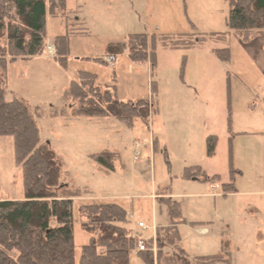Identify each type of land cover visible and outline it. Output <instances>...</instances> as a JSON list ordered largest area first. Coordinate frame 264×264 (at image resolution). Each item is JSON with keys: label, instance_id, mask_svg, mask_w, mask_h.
I'll list each match as a JSON object with an SVG mask.
<instances>
[{"label": "rangeland", "instance_id": "obj_1", "mask_svg": "<svg viewBox=\"0 0 264 264\" xmlns=\"http://www.w3.org/2000/svg\"><path fill=\"white\" fill-rule=\"evenodd\" d=\"M55 8L54 15L47 14L46 53L8 65L7 99L28 103L43 143L63 163L62 183L91 192L74 200L76 264L92 237L84 230L89 220L81 207L93 203L124 208L126 230L137 241L132 264H146L136 254L139 239L151 240L157 264V240L172 223L166 200L180 207V247L191 260L219 254L227 241L233 264H264V143L248 131L264 113L258 99L264 76L250 66L237 74L236 60L212 55V49L234 47L228 36L211 43L230 32L227 0H55ZM144 34L157 39L154 65L133 63L128 51L106 63L114 47ZM7 36L0 37L1 47ZM66 36L67 60L61 64L48 56L47 46L56 49L57 39ZM163 38L210 43L172 49L163 46ZM82 72L95 76L101 90L115 87L119 101H149L147 123L137 119L130 128L112 117L74 116L79 102L62 97ZM209 137L217 141L213 155ZM106 151L112 153L114 171L91 157ZM215 175L221 180L213 181ZM214 186L220 187L217 198ZM24 198L14 139L0 137V200ZM173 252L165 246V255Z\"/></svg>", "mask_w": 264, "mask_h": 264}, {"label": "trees", "instance_id": "obj_2", "mask_svg": "<svg viewBox=\"0 0 264 264\" xmlns=\"http://www.w3.org/2000/svg\"><path fill=\"white\" fill-rule=\"evenodd\" d=\"M49 2L52 3L50 6L47 0H0V37L5 33L8 35L6 46H0V137L14 139L16 163L21 167L25 190L22 201L0 200V264H76L74 200L91 194L87 188L62 183L63 163L51 146L43 143L38 122L28 103L18 98L7 99L8 65L46 53L47 14L54 15L56 11L55 0ZM227 2L228 29L241 42L248 43L256 32L264 31V0ZM67 41V36L56 41L55 60L61 64L67 60ZM161 42L165 48L172 49L188 50L196 46L186 40L163 38ZM156 47L155 36H131L127 43L114 47L109 55L116 57L128 51L133 63L154 65ZM215 54L223 62L230 61L229 49L216 50ZM96 81L95 76L82 72L79 80L72 81L65 91L63 102H79L74 116L112 117L130 128L137 119L147 123L149 101H119L115 87L101 90ZM216 142V137L208 138L210 155L215 151ZM92 159L104 169L115 170L111 152L93 155ZM200 172L197 168V173ZM211 179L221 180V177L215 175ZM162 203L168 206L172 223L157 240L160 248L157 264H233L227 241H222L219 254L191 260L180 247L178 226L184 221L179 205L172 200ZM81 212L89 220L84 224V230L92 237L81 248L78 264H132L137 241L126 230L128 212L116 204L99 203L83 205ZM167 245L174 249L171 255L164 254ZM136 254L146 264H155L152 252L138 251Z\"/></svg>", "mask_w": 264, "mask_h": 264}, {"label": "crops", "instance_id": "obj_3", "mask_svg": "<svg viewBox=\"0 0 264 264\" xmlns=\"http://www.w3.org/2000/svg\"><path fill=\"white\" fill-rule=\"evenodd\" d=\"M224 35L226 37L218 36L215 39V42L212 41L211 43L215 44V43H222L221 41L225 42L227 40V36L232 38L235 41L234 47H230L229 50H230V59H231L230 63L236 60L235 62L237 64V69H236L237 74H240V75L246 74V71L248 69L246 66H250V68H255L257 71H259L261 73V76H264V31L256 32L252 40L248 43L241 42L239 37L233 32H228V33H225ZM205 42H206V45L210 43L207 41ZM196 46L201 47V44L196 45ZM212 50H213L212 55L218 59V57L215 54L216 49H212ZM247 80L251 81L252 78L247 76ZM190 89H193V88L190 87ZM260 90H261V87H260ZM195 92L198 93L199 92L198 89H195ZM258 99L260 100V102L262 101L261 104L264 105L263 104L264 94H263L262 100L261 98H258ZM254 113L258 114L256 113V111ZM255 118H256L255 123L248 130L249 135L253 136L255 139H258L259 140L258 143H264V113L258 114V117L255 116ZM160 196L164 197L166 195L162 194V195H159V197Z\"/></svg>", "mask_w": 264, "mask_h": 264}, {"label": "built area", "instance_id": "obj_4", "mask_svg": "<svg viewBox=\"0 0 264 264\" xmlns=\"http://www.w3.org/2000/svg\"><path fill=\"white\" fill-rule=\"evenodd\" d=\"M47 54H48L49 57H55V56H56V49H55L53 46H51L50 44L47 46ZM115 59H116L115 56H110V57H108L107 62H108V63H114V62H115ZM137 149H140L139 146H138ZM137 156H138V157L140 156V151L137 152ZM219 189H220L219 186H214V187H213V190H214V191H213V194H212L213 197L217 198V197L220 196V195L217 193V191H218ZM140 227H141V228H145V227H144V224H140ZM146 229H147V228H146ZM155 236H156V234H155ZM155 238H156V237H155ZM155 238H154V242H155V244H156L157 242H156ZM150 241H151V240H150ZM150 241H144V240H142V239H139V240H138V244H139L138 251H140V252H150V251H152V253H157L156 248L149 249V247H148L149 244H148V243H150Z\"/></svg>", "mask_w": 264, "mask_h": 264}]
</instances>
